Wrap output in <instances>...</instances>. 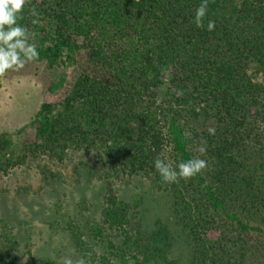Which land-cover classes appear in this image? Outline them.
Here are the masks:
<instances>
[{
  "label": "trees",
  "instance_id": "trees-1",
  "mask_svg": "<svg viewBox=\"0 0 264 264\" xmlns=\"http://www.w3.org/2000/svg\"><path fill=\"white\" fill-rule=\"evenodd\" d=\"M200 3L28 0L18 20L35 34L36 61L73 74L52 84L69 89L40 105L32 139L17 148L0 132V175L31 155L62 161L70 149L94 152L101 207L69 229L86 264H264V0H209L203 29L193 23ZM202 140L204 156L194 150ZM157 156L173 167L198 157L207 168L165 184ZM125 175L166 192L172 225L148 223L118 195L115 180ZM178 232L184 263L172 257ZM0 236V264H17L15 235Z\"/></svg>",
  "mask_w": 264,
  "mask_h": 264
},
{
  "label": "rangeland",
  "instance_id": "rangeland-1",
  "mask_svg": "<svg viewBox=\"0 0 264 264\" xmlns=\"http://www.w3.org/2000/svg\"><path fill=\"white\" fill-rule=\"evenodd\" d=\"M72 70L63 63L49 67L46 61H33L0 78V132L10 134L15 147L32 139V119L40 105L64 98L69 85L53 89L52 84L71 77ZM102 173L94 152L74 148L62 161L43 154L28 156L8 174L0 175V235L4 231L15 235L17 264H43L45 260L61 264L66 256L81 258L69 229L82 228L87 220L97 218L104 188L99 178ZM115 189L148 223L160 218L172 225L170 199L150 179L125 175L115 180ZM177 235L172 257L184 263L187 247L183 234Z\"/></svg>",
  "mask_w": 264,
  "mask_h": 264
},
{
  "label": "clouds",
  "instance_id": "clouds-1",
  "mask_svg": "<svg viewBox=\"0 0 264 264\" xmlns=\"http://www.w3.org/2000/svg\"><path fill=\"white\" fill-rule=\"evenodd\" d=\"M28 0H0V78L5 77L7 73L18 72L29 62L39 59L38 45L35 43V34L21 26L18 23L22 19V13ZM209 0H201L196 7L193 23L197 28L205 27L204 19L208 14ZM33 16H38L35 7L30 9ZM33 23H37L33 20ZM215 28V21L208 20L207 30L212 31ZM176 96H183V90H176ZM209 135H215V127H208ZM196 152L204 156L207 152V141L202 140L196 145ZM155 171L161 177L165 184L178 183L179 181H188L201 174L207 168V161L198 157H193L186 161H180L173 167L172 163H166L157 156L153 161ZM61 264H86L83 258L73 259L72 256H66Z\"/></svg>",
  "mask_w": 264,
  "mask_h": 264
}]
</instances>
